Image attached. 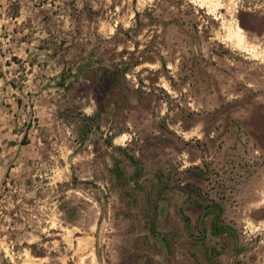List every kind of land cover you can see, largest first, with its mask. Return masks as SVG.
Returning a JSON list of instances; mask_svg holds the SVG:
<instances>
[{
	"label": "rangeland",
	"instance_id": "374dc122",
	"mask_svg": "<svg viewBox=\"0 0 264 264\" xmlns=\"http://www.w3.org/2000/svg\"><path fill=\"white\" fill-rule=\"evenodd\" d=\"M0 264H264V0H0Z\"/></svg>",
	"mask_w": 264,
	"mask_h": 264
},
{
	"label": "trees",
	"instance_id": "16d2710c",
	"mask_svg": "<svg viewBox=\"0 0 264 264\" xmlns=\"http://www.w3.org/2000/svg\"><path fill=\"white\" fill-rule=\"evenodd\" d=\"M211 213H214L215 219L210 224V231L217 236L222 235L223 233H229L230 229L219 221L222 210L217 207V210L215 212H205V215H209Z\"/></svg>",
	"mask_w": 264,
	"mask_h": 264
}]
</instances>
